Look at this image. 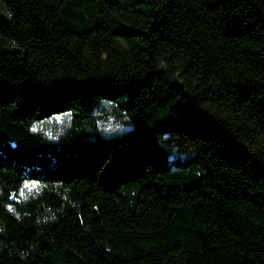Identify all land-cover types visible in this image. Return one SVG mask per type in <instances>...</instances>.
Segmentation results:
<instances>
[{
  "label": "trees",
  "instance_id": "trees-1",
  "mask_svg": "<svg viewBox=\"0 0 264 264\" xmlns=\"http://www.w3.org/2000/svg\"><path fill=\"white\" fill-rule=\"evenodd\" d=\"M0 264H264V0H0Z\"/></svg>",
  "mask_w": 264,
  "mask_h": 264
},
{
  "label": "rangeland",
  "instance_id": "rangeland-1",
  "mask_svg": "<svg viewBox=\"0 0 264 264\" xmlns=\"http://www.w3.org/2000/svg\"><path fill=\"white\" fill-rule=\"evenodd\" d=\"M95 116L104 136L120 133L128 128L124 116L111 104L103 103L100 109L95 112ZM66 119L67 117L65 116L56 117L47 123L39 125L36 129L48 137H52L64 127ZM165 144L170 148L173 158L179 157L180 159H186L194 154L193 147L183 145L174 137L166 140ZM32 190L33 187L25 186L21 189L19 195L26 197Z\"/></svg>",
  "mask_w": 264,
  "mask_h": 264
}]
</instances>
